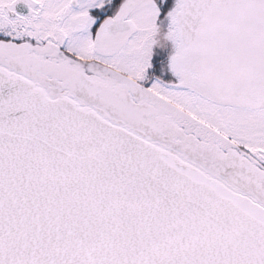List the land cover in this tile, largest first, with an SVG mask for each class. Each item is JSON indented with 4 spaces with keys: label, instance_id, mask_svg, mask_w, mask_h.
Segmentation results:
<instances>
[{
    "label": "snow or ice",
    "instance_id": "snow-or-ice-1",
    "mask_svg": "<svg viewBox=\"0 0 264 264\" xmlns=\"http://www.w3.org/2000/svg\"><path fill=\"white\" fill-rule=\"evenodd\" d=\"M0 264H264V0H0Z\"/></svg>",
    "mask_w": 264,
    "mask_h": 264
}]
</instances>
